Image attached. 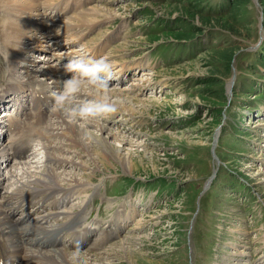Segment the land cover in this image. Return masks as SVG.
I'll return each mask as SVG.
<instances>
[{"label":"rangeland","instance_id":"1","mask_svg":"<svg viewBox=\"0 0 264 264\" xmlns=\"http://www.w3.org/2000/svg\"><path fill=\"white\" fill-rule=\"evenodd\" d=\"M44 1L42 9L51 16L53 28H58L48 31L49 40L42 42L49 50L32 51L30 71L45 64L57 71L62 52L63 60L76 54L99 57L110 53L116 61L115 74L126 75L112 82L111 88L143 81L142 87L128 90L135 101L125 99L136 113L118 106L93 113L87 125L90 132L103 135L121 153L134 158L131 172L120 171L117 161L106 166L98 161V166L91 159L84 165L88 158L80 149L65 150L64 166H55L64 171L59 178L65 175L72 181L71 187L66 185L71 189L66 207L76 215L90 214L82 220L87 225L100 223L87 245L71 246L68 235L64 249L81 255L86 251L87 261L88 254L99 253L98 261L94 260L98 264H264V44L259 49L255 46L264 43V0H77L73 9L56 18L52 14L63 0ZM6 4L0 0L1 30L8 28V21L15 23L12 16H6ZM95 4L112 6L119 15L100 16L91 24L70 22ZM1 37L0 32V87L11 77ZM22 66H14L15 77H25L27 68ZM51 110L45 129L63 139L55 120L57 109L51 105ZM2 111L1 106V121ZM99 123L108 130H98ZM217 135L219 165L212 154ZM35 146L37 151L28 157L14 160L29 162V166L41 163L35 169L53 166L46 151L40 150L41 144ZM216 165L218 179L203 193ZM5 177V182L13 179L6 173ZM138 177L151 178L150 184ZM108 182L115 183L109 187ZM9 184L6 189H11ZM44 194L35 199L43 204L39 208L45 205L47 213L55 196ZM117 210L132 211L133 219L109 240L106 232L116 226L107 218ZM122 242L132 250L122 253ZM100 257L110 259L103 262Z\"/></svg>","mask_w":264,"mask_h":264},{"label":"bare ground","instance_id":"2","mask_svg":"<svg viewBox=\"0 0 264 264\" xmlns=\"http://www.w3.org/2000/svg\"><path fill=\"white\" fill-rule=\"evenodd\" d=\"M3 1L4 3L8 2V4H6L8 5L7 7H9L6 10V14L8 16L11 10L13 9L16 10V12L13 13L12 15L14 16V19L17 22V24H14L13 26H11V29L9 30V32L6 30L7 28L4 29L3 27L2 30L0 29V32L2 35L1 37L2 42L9 49V56L11 58L10 59L11 62L13 61V65L16 66L17 64L16 67H18L19 65L22 64L23 65L22 68H27L29 67V63L31 61H34V59L32 58V55H33L32 51L38 50L39 48L40 49L43 48V50L44 49L49 50V48L47 47L45 48L44 45H42V42L44 43L45 41H47L48 37L50 36L47 34L48 32L47 30L51 32L54 29L57 30L58 27L53 28L52 23L51 22L48 23V20H47L48 14H46L45 13L46 11L44 12L41 8V4L45 3L44 0H3ZM32 5H37V8H36L37 10L32 11L31 10ZM84 11L83 13L81 12L78 13V15L75 16L74 18L70 17L71 18L70 22L78 23V24L90 22L89 24H91L92 21H95L100 16L101 17H107V16L113 17L111 15H119L115 11L114 7L105 6V5L103 6L101 4H95L90 9H88L87 12H84ZM94 12H96V14ZM88 14H90V16ZM58 31H60V29ZM26 39H30L32 41L27 42L25 41ZM56 41L58 42V40ZM25 43L26 45L27 43H31V44L29 46H25ZM124 44H121V46H124ZM62 53L59 54V57H63ZM53 67L54 66L52 64H45L40 68L38 67L36 70H34L35 69L34 68L32 71H30V69L27 68L26 70L27 72L24 75L25 78L17 80L18 88L16 91H18V96L23 95L22 92L24 88L29 87L35 80L36 82L37 81L40 82L41 84L40 88L42 90H45L46 92L49 90L50 86L59 87L60 78H58L56 69ZM116 73L119 74V71ZM118 77L119 76H116V78ZM10 81H14V80H7L6 82H10ZM232 82L234 81L232 80ZM232 82L230 81L229 83L230 89L232 88ZM142 84H143V81L139 80L136 83L134 82L131 85H129V87H126V86L124 88L112 87L107 90L102 89L100 86L91 87V86L86 85L84 90L91 98L100 93H106L112 96H115V95L122 96L123 99L120 100L119 106L122 108H125L127 112L136 113L134 112V106L132 104L126 103V100L128 102L129 101L131 102V100H134V97L128 94V90L130 89L136 90L142 87L141 86ZM35 88L36 87H33L32 89H35ZM11 89H12L11 85L8 84L5 87V89L2 90L6 95L4 96L3 93H0V104L3 103L2 101L6 97H9L11 93L14 92ZM87 94L82 93L78 97H83L84 95H87ZM43 95L46 97L45 93ZM29 98L30 99L28 101H30V105L28 103V105L23 106L22 102L16 101V103L23 106L22 107L23 109L22 119L14 120L12 118H8L4 120L3 122L2 121L0 122V132H2V129H3L2 123L4 122L9 125L10 129L13 132L12 134L7 135V136H12L11 138L12 141L10 143V146L17 139L18 146L21 149V150H18L17 148L18 146L15 148L13 146L11 148V150L14 149L12 152L14 158L12 159L10 154H8V148H7L6 141L2 142L0 139V187L2 186L3 188V190H0V207L2 211L7 209L8 207H15L18 209L25 210L29 208L30 206H33L34 203L36 202L35 198L37 197V195H40L42 193H45L43 196L49 195V197L52 198V196L54 197L55 194L61 195V191H63V189H65V191H63L64 193H66V191L70 192L68 189H66L68 187L66 185H69V187H71L70 185H72V181L66 180L64 177L65 175L59 178L58 175H60L61 173L64 174V171H57L58 168L55 167L57 164L64 166V162L60 158H63L62 153L65 152V150L69 151V149H74L75 151H78V149H80L81 152H83V154L86 153L88 160L84 159L85 160L84 165L85 163L88 164L89 160L91 161V159L93 160L95 165H98V161H100L102 162L104 166L113 163V161L114 162L117 161L120 164L119 168L121 167L120 171L122 170L124 172H127V171L129 172L130 170H133L132 168L136 166V161L131 155L121 153L120 149H117V147L113 146L110 142H108V139H106V137H103V135H96L93 133V131L90 132L88 130L87 125L89 124V122H91L92 118H89L86 121L81 120V121L73 122L66 118L63 110L57 108L58 117L55 120H57V123H58L57 125H60L61 127L60 126L59 127L62 128V130H60L61 132L60 134L61 136H63V139L59 138L58 136L52 135V133L49 134L46 130L48 128L45 129V124L48 122L46 119V116L42 114V110L39 111L37 104L34 101V98L33 97H29ZM37 102H41V100L39 99L37 100ZM26 106H27V110L25 111ZM24 120H27V121L23 123ZM15 127H21L19 131V135H17V132H14ZM96 128L100 130L101 132H106L108 130L107 125L105 126L100 123L97 124ZM50 131L52 132V130ZM108 132L112 134L111 130H109ZM4 133L6 134V130L4 131ZM13 135H17V136L13 137ZM39 137L43 138V140L42 139L41 140L44 143V148L46 151L45 154L47 155L46 157L49 159V162L53 164V166L46 167L47 166L46 165L43 167L42 165V168L35 169L36 166L38 167V165H40L41 163L40 164L37 163L38 165L33 163L29 166L27 164L29 162L18 163L17 161L14 160L16 158L22 157L28 151V149L30 148V143L32 139L39 138ZM92 139H94V141H92ZM46 157H44V159H46ZM63 159L67 160V158H63ZM39 160L40 159L38 160L36 158L34 159V161H39ZM79 160H80V157H79ZM9 165H12L11 168L10 167L8 168ZM12 168L13 170L15 169L16 172L12 171L11 170ZM81 172H83V170ZM5 173L9 176V178L10 177L13 178L12 181L8 180L9 182L8 181L5 182V180L8 179L5 177ZM66 174H70V172L67 171ZM75 177L78 178L77 176ZM87 177L89 178L90 176H87ZM92 179L93 178H90L89 180H92ZM74 180H77V179H74ZM8 183H10L9 185H11V189H6L7 188L6 186H8ZM76 190L75 192L77 193ZM5 197H11V198H9L6 202L1 203V200ZM25 198H29V200L25 201ZM14 201H17L18 203L11 205V203ZM13 211L17 213L16 209ZM13 211L10 213L7 212L6 214L0 216V264H98L96 263L98 261L97 259H99V256H101V254L99 255V253L95 255L98 257H95L93 254H88L89 256L87 257H89V259L87 261V260H84V258L87 255L86 251L84 254L81 255L79 253L68 252L65 249H61V248L51 249L52 247H50L49 240H51L53 237L48 238L44 234L42 235V233L45 232V229L47 232H53V233L58 231V234L61 231H67V229L64 228L62 224H59L55 228H47L45 226L43 227L44 229L43 232H41L38 225L32 224L36 222V220H33L31 223H29L30 225L24 227L25 230H29V233L27 234V232L22 230L19 227V225L16 224L15 221L18 222V218L15 221L13 220L14 223L13 221H11L10 217H11V214H13ZM43 213H45L44 210H43ZM81 218L83 219V217ZM81 218L80 219H77L76 217L73 218L72 223H70L68 226H70V228L72 229L74 233L77 231V235L83 238L84 235L89 234L90 230L89 228H86V230H79L80 229L79 222ZM35 233L42 235V236H37ZM69 233L71 234V231H69ZM90 235L86 239L87 242L89 240ZM123 242H122V248H123L122 253L126 251L128 252L129 249L131 248H129L130 247L129 244L125 245L123 244ZM57 243H59V240L56 241V244ZM113 243L115 244V241ZM74 245L76 246V244ZM106 254H109V252H107ZM111 254H115V252H112ZM116 254L118 255V253ZM92 256H94V259L92 258ZM101 259L104 262L105 260L108 261L110 257H106V259L105 257H103ZM94 260H97V261L95 262Z\"/></svg>","mask_w":264,"mask_h":264},{"label":"clouds","instance_id":"3","mask_svg":"<svg viewBox=\"0 0 264 264\" xmlns=\"http://www.w3.org/2000/svg\"><path fill=\"white\" fill-rule=\"evenodd\" d=\"M116 61L110 53L99 57L73 56L64 64L70 76L63 80L54 97L53 110H63L66 118L77 122L88 120L93 113H98L119 106L120 98L106 93H100L86 100L77 101L85 86L110 89L114 77Z\"/></svg>","mask_w":264,"mask_h":264},{"label":"trees","instance_id":"4","mask_svg":"<svg viewBox=\"0 0 264 264\" xmlns=\"http://www.w3.org/2000/svg\"><path fill=\"white\" fill-rule=\"evenodd\" d=\"M263 44H264V43H261V45L259 46V48H260L261 46H263ZM259 48H258V49H259Z\"/></svg>","mask_w":264,"mask_h":264}]
</instances>
